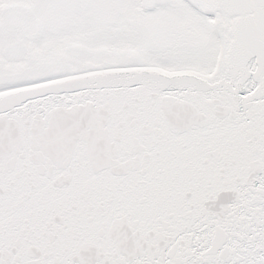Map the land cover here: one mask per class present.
<instances>
[{
	"label": "snow or ice",
	"instance_id": "snow-or-ice-1",
	"mask_svg": "<svg viewBox=\"0 0 264 264\" xmlns=\"http://www.w3.org/2000/svg\"><path fill=\"white\" fill-rule=\"evenodd\" d=\"M0 264H264V0H0Z\"/></svg>",
	"mask_w": 264,
	"mask_h": 264
}]
</instances>
